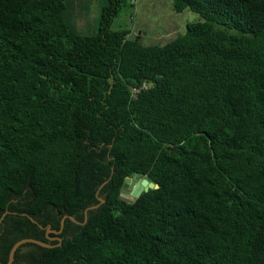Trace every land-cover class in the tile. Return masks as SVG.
<instances>
[{
	"label": "trees",
	"instance_id": "1",
	"mask_svg": "<svg viewBox=\"0 0 264 264\" xmlns=\"http://www.w3.org/2000/svg\"><path fill=\"white\" fill-rule=\"evenodd\" d=\"M125 1L84 34L0 0V263L66 217L11 264H264V0H172L202 20L162 45L111 29Z\"/></svg>",
	"mask_w": 264,
	"mask_h": 264
},
{
	"label": "rangeland",
	"instance_id": "2",
	"mask_svg": "<svg viewBox=\"0 0 264 264\" xmlns=\"http://www.w3.org/2000/svg\"><path fill=\"white\" fill-rule=\"evenodd\" d=\"M104 0H75L76 24L81 33L90 34L97 25ZM126 0L112 22V30H130L131 37H141L143 45L165 44L179 34L186 25L201 21L198 13L172 10V0H136L134 6ZM140 178L133 177L132 180Z\"/></svg>",
	"mask_w": 264,
	"mask_h": 264
},
{
	"label": "water",
	"instance_id": "3",
	"mask_svg": "<svg viewBox=\"0 0 264 264\" xmlns=\"http://www.w3.org/2000/svg\"><path fill=\"white\" fill-rule=\"evenodd\" d=\"M131 189V193L130 194H126L125 191L126 189ZM153 188H158V185H154L153 183L149 182L146 178H140L138 179L137 181L136 180H132L130 178H127L125 179L124 183H123V186L121 188V191H120V198L128 203H132L136 198L139 197V195L142 193V192H147L149 189H153ZM125 196H127L129 198V200L127 201L125 199ZM103 200L100 198V203H102ZM100 204H97V205H94V206H91L89 207L90 210H93V209H97L98 206ZM8 213V212H5L1 219L5 216V214ZM87 213H88V209H86L84 211V222L86 221L87 219ZM66 217H63L61 219V223H60V227L58 229V232L56 233H60L62 231V228H63V224H64V220H65ZM0 219V220H1ZM68 220L74 222V223H77L78 222L75 220L74 217L72 216H68ZM60 241V240H59ZM26 243H32V244H36V245H39L41 247H44V248H50L52 247L51 245L47 244V243H44L42 241H39V240H35V239H31V238H25V239H22L18 242H16L12 248L10 249V252H9V257H8V261L5 263V264H11L13 262V259H14V254L16 252V250L23 244H26ZM1 264V263H0Z\"/></svg>",
	"mask_w": 264,
	"mask_h": 264
},
{
	"label": "flooded vegetation",
	"instance_id": "4",
	"mask_svg": "<svg viewBox=\"0 0 264 264\" xmlns=\"http://www.w3.org/2000/svg\"><path fill=\"white\" fill-rule=\"evenodd\" d=\"M131 191L132 190L128 188V189H126L125 193L130 194ZM125 199L127 201L129 200V198L127 196H125ZM78 224H79V222H78ZM56 232H58V229H51L50 226H48V228L44 231V233L42 235V239L45 240L47 242V244L51 245L52 247L55 246L56 244L59 245V244H61L65 234L63 235V228H62V231L60 233H56ZM22 263L25 264L26 260H23Z\"/></svg>",
	"mask_w": 264,
	"mask_h": 264
},
{
	"label": "built area",
	"instance_id": "5",
	"mask_svg": "<svg viewBox=\"0 0 264 264\" xmlns=\"http://www.w3.org/2000/svg\"><path fill=\"white\" fill-rule=\"evenodd\" d=\"M130 1H131L132 4H135V3H136V0H130ZM129 36H130V35H129ZM129 36H127V38H128ZM133 91H134V92H137L138 90L134 89Z\"/></svg>",
	"mask_w": 264,
	"mask_h": 264
}]
</instances>
